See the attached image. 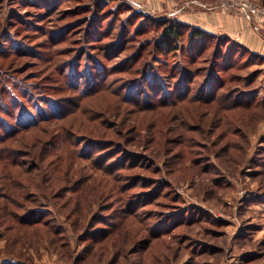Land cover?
<instances>
[{
    "label": "rangeland",
    "instance_id": "374dc122",
    "mask_svg": "<svg viewBox=\"0 0 264 264\" xmlns=\"http://www.w3.org/2000/svg\"><path fill=\"white\" fill-rule=\"evenodd\" d=\"M166 20L0 0V264H264V59Z\"/></svg>",
    "mask_w": 264,
    "mask_h": 264
},
{
    "label": "crops",
    "instance_id": "0c3cea01",
    "mask_svg": "<svg viewBox=\"0 0 264 264\" xmlns=\"http://www.w3.org/2000/svg\"><path fill=\"white\" fill-rule=\"evenodd\" d=\"M146 2L147 0H130ZM158 12L172 11L173 18L213 34L235 38L255 54L264 57V24L259 30L227 0H151Z\"/></svg>",
    "mask_w": 264,
    "mask_h": 264
},
{
    "label": "trees",
    "instance_id": "16d2710c",
    "mask_svg": "<svg viewBox=\"0 0 264 264\" xmlns=\"http://www.w3.org/2000/svg\"><path fill=\"white\" fill-rule=\"evenodd\" d=\"M185 26H188V25L185 24V23H182V22H180L178 20H174V21L166 20L165 29L163 31L161 44H163L168 50H178V49H180V47L178 46V42H179L178 40H180V38L184 35L183 27H185ZM189 36H190V38L193 41H197V42H200V44H204L205 40H206L205 38H206V36H208V32H206V31H204V30H202L200 28H191ZM239 47L244 49L245 51H247V53L259 56V57L264 59V57H262L259 54L253 53L252 51H250L247 47H245L241 43H239ZM186 74L187 73H184V76H186ZM59 102L63 103L64 101L59 100ZM61 109H62V106H60V104H59L60 112H61ZM71 111H72L71 109H69V110L64 109L60 113V115H61L60 118L67 116V114L70 113ZM37 123H38V120H34L32 122V124H30V125L33 126V125H35ZM30 125L28 127H31ZM24 128H26V127H24ZM4 150H7V149L6 148H1L0 149L1 152L4 151ZM263 196H264V193H258L257 195H253L251 197L252 198L251 200H254V201L256 200L259 203H262V202H264V197ZM179 220L180 219H176V220L173 221V223L175 224V222H177ZM212 221H214V219ZM162 231H164V230H160V231H157V232H154V233L158 234V233H160Z\"/></svg>",
    "mask_w": 264,
    "mask_h": 264
},
{
    "label": "built area",
    "instance_id": "2783aa9c",
    "mask_svg": "<svg viewBox=\"0 0 264 264\" xmlns=\"http://www.w3.org/2000/svg\"><path fill=\"white\" fill-rule=\"evenodd\" d=\"M227 5L237 10L259 30L264 24V6L253 0H227Z\"/></svg>",
    "mask_w": 264,
    "mask_h": 264
}]
</instances>
